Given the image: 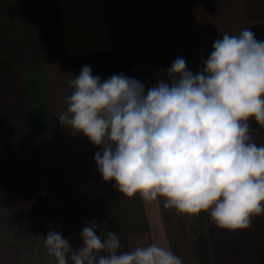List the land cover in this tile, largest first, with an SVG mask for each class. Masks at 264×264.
I'll list each match as a JSON object with an SVG mask.
<instances>
[{
  "label": "crops",
  "instance_id": "obj_1",
  "mask_svg": "<svg viewBox=\"0 0 264 264\" xmlns=\"http://www.w3.org/2000/svg\"><path fill=\"white\" fill-rule=\"evenodd\" d=\"M176 2L190 49L189 58L185 45L181 54L194 74L224 33L251 28L264 41V0ZM172 63L144 40L126 0H0V264H54L43 244L48 231L79 247L91 219L101 223V236L119 234L120 251L157 242L183 264H200L199 245L184 247L198 231L185 225L179 248L162 201L124 198L97 170L101 149L57 118L72 91L67 74L78 76L85 65L102 81L123 74L147 90ZM250 123L255 142L264 144V127ZM199 231L210 264H264V214L232 231L204 212Z\"/></svg>",
  "mask_w": 264,
  "mask_h": 264
},
{
  "label": "clouds",
  "instance_id": "obj_2",
  "mask_svg": "<svg viewBox=\"0 0 264 264\" xmlns=\"http://www.w3.org/2000/svg\"><path fill=\"white\" fill-rule=\"evenodd\" d=\"M202 63L194 74L178 57L147 90L123 74L102 81L85 65L67 74L72 91L57 118L101 149L97 170L124 198L246 230L264 214V144L250 123L264 127V41L251 28L224 33ZM100 225L86 222L79 247L50 229L47 254L54 264H183L157 242L120 251L119 234L101 236Z\"/></svg>",
  "mask_w": 264,
  "mask_h": 264
},
{
  "label": "rangeland",
  "instance_id": "obj_3",
  "mask_svg": "<svg viewBox=\"0 0 264 264\" xmlns=\"http://www.w3.org/2000/svg\"><path fill=\"white\" fill-rule=\"evenodd\" d=\"M126 3L134 19L138 20L141 28L145 31L146 36L152 38V44L161 51H167L173 61L178 57L183 58L191 71V65L181 54L182 45L186 44L185 30L182 27L176 0H126ZM162 209L170 226L174 243L183 240L180 238V232L183 231L185 225L189 230L195 229V232L200 229V221L203 217L201 214L198 216L179 214L174 209L164 208L163 202ZM184 241L186 243L184 247L190 250L195 245H199L197 238H184ZM180 243L178 241L179 248H184L183 244Z\"/></svg>",
  "mask_w": 264,
  "mask_h": 264
},
{
  "label": "trees",
  "instance_id": "obj_4",
  "mask_svg": "<svg viewBox=\"0 0 264 264\" xmlns=\"http://www.w3.org/2000/svg\"><path fill=\"white\" fill-rule=\"evenodd\" d=\"M134 21L136 22V25H137V27H138V29L140 31V34L144 38H146V40L148 41V43H151L152 44V38H148L146 36V33L141 28V25L138 22V20L137 19H134ZM185 50H186V56L189 58V56H190V49H189V47L186 46ZM200 214L203 216L204 212H201ZM197 239L199 241V246H198V249H197V257H198L200 263L201 264H210V257H209L208 249H207V246H206V240H205L204 236L202 235V233L199 230H198V233H197Z\"/></svg>",
  "mask_w": 264,
  "mask_h": 264
}]
</instances>
